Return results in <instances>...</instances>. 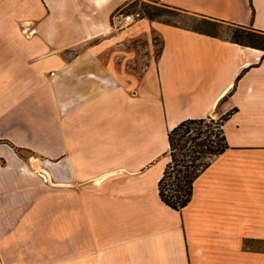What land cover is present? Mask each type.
<instances>
[{"label":"crops","instance_id":"0c3cea01","mask_svg":"<svg viewBox=\"0 0 264 264\" xmlns=\"http://www.w3.org/2000/svg\"><path fill=\"white\" fill-rule=\"evenodd\" d=\"M123 1L0 0V264H264V52L163 27L128 68ZM159 1L264 32V0ZM228 114L229 149L167 206L168 132Z\"/></svg>","mask_w":264,"mask_h":264},{"label":"trees","instance_id":"16d2710c","mask_svg":"<svg viewBox=\"0 0 264 264\" xmlns=\"http://www.w3.org/2000/svg\"><path fill=\"white\" fill-rule=\"evenodd\" d=\"M218 27L223 21L204 20ZM230 42L264 52V32L252 26L231 24ZM219 38L209 31H197ZM230 114L215 119H187L168 132V151L165 169L158 183L160 199L176 211L189 205L197 178L210 166L212 160L229 149L224 125Z\"/></svg>","mask_w":264,"mask_h":264},{"label":"rangeland","instance_id":"374dc122","mask_svg":"<svg viewBox=\"0 0 264 264\" xmlns=\"http://www.w3.org/2000/svg\"><path fill=\"white\" fill-rule=\"evenodd\" d=\"M122 11L126 14L139 12L142 19L128 29H116L112 22V33L110 35L123 34L125 36L114 45L125 61L128 60V68H131L129 61L143 62L147 56L157 58L162 48V39L159 31L163 27H179L191 31H209L217 34L221 39L229 40L231 37V24L224 22L222 26L214 27L204 23V20H215L203 15L190 13L175 7L162 4L159 0H124L114 11ZM113 12V13H114ZM112 13V14H113ZM219 21V20H216ZM148 26H147V25ZM166 29V28H165ZM120 61V60H119ZM218 119L217 117H213ZM168 158L165 157L166 163ZM243 233V231H241ZM260 234L263 231H250ZM255 251L264 250V242H254Z\"/></svg>","mask_w":264,"mask_h":264},{"label":"built area","instance_id":"2783aa9c","mask_svg":"<svg viewBox=\"0 0 264 264\" xmlns=\"http://www.w3.org/2000/svg\"><path fill=\"white\" fill-rule=\"evenodd\" d=\"M141 19L142 15L139 12L126 14L122 11H116L112 14L113 24L121 30L130 28Z\"/></svg>","mask_w":264,"mask_h":264},{"label":"bare ground","instance_id":"6f19581e","mask_svg":"<svg viewBox=\"0 0 264 264\" xmlns=\"http://www.w3.org/2000/svg\"><path fill=\"white\" fill-rule=\"evenodd\" d=\"M36 168H39L38 164L36 163Z\"/></svg>","mask_w":264,"mask_h":264}]
</instances>
